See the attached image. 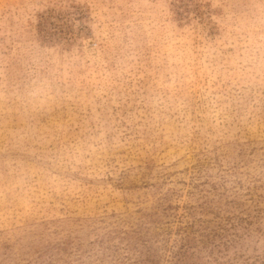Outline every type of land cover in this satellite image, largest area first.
<instances>
[{
    "label": "rangeland",
    "instance_id": "374dc122",
    "mask_svg": "<svg viewBox=\"0 0 264 264\" xmlns=\"http://www.w3.org/2000/svg\"><path fill=\"white\" fill-rule=\"evenodd\" d=\"M0 264H264V0H0Z\"/></svg>",
    "mask_w": 264,
    "mask_h": 264
}]
</instances>
